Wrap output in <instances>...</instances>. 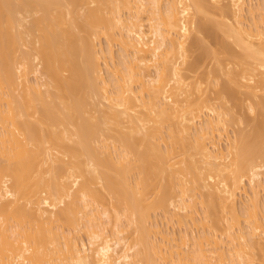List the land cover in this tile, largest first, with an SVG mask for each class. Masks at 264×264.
<instances>
[{
    "label": "bare ground",
    "instance_id": "6f19581e",
    "mask_svg": "<svg viewBox=\"0 0 264 264\" xmlns=\"http://www.w3.org/2000/svg\"><path fill=\"white\" fill-rule=\"evenodd\" d=\"M222 1L0 0V264H264L263 133L188 62L217 16L264 111V0Z\"/></svg>",
    "mask_w": 264,
    "mask_h": 264
},
{
    "label": "rangeland",
    "instance_id": "374dc122",
    "mask_svg": "<svg viewBox=\"0 0 264 264\" xmlns=\"http://www.w3.org/2000/svg\"><path fill=\"white\" fill-rule=\"evenodd\" d=\"M246 6L244 11V17L246 22L251 23L253 20V15L250 13V8H253L254 16L258 17L259 13L263 11L261 9V0H245ZM221 3H227V0ZM198 23H202L205 29L202 34H193L192 40L190 41V53H189V64L195 65V70L192 71L194 78L192 81H201L203 86H209L208 98L215 99L218 96H225L222 103L224 106L230 110V122L228 125V136L231 139H235L237 136L245 134L250 135L256 129H260L264 136V111L262 113L256 112L252 113L248 111V102L245 100L243 89L239 87L240 71L243 68V55L240 49L236 47L232 40L228 39L225 34V28L219 23L217 16L212 14H204L197 17ZM201 24V25H202ZM102 47L107 48V43L105 39L102 40ZM115 61L117 62L120 57V46L115 45L113 48ZM104 77L109 79L110 73L103 65ZM213 80V81H212ZM212 81V83H211ZM219 82L218 85L214 84ZM209 83H211L209 85ZM227 88V89H226ZM231 90L229 93L228 91ZM264 91L260 92V96L254 101L264 102ZM263 96V97H262ZM218 97V98H219ZM219 104L221 102L217 101ZM217 103V104H218ZM227 136L222 140V148L226 149ZM118 145V143L116 144ZM106 172H111L109 168L104 169ZM248 188L247 186H245ZM248 194L250 190L248 188ZM103 202L105 206H108L109 199L106 193H103ZM246 200V195L243 194L238 200V209L242 211V201ZM261 201L264 203V192H261ZM25 203V202H23ZM22 205V203H21ZM173 209V208H171ZM198 217H203V209L201 205H198ZM159 222L163 220V211L159 210ZM264 215V214H262ZM175 229L169 228L168 230L175 231L176 236H180L182 227L180 225H175ZM164 229H167V224H165ZM191 230L194 234L198 235L202 231V226L198 224L193 226ZM129 232L131 231L128 230ZM108 235H110L111 230L108 228ZM81 237L84 241H87L86 235L83 233ZM216 260V258H215Z\"/></svg>",
    "mask_w": 264,
    "mask_h": 264
}]
</instances>
